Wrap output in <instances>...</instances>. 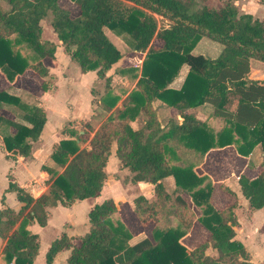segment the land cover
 Returning a JSON list of instances; mask_svg holds the SVG:
<instances>
[{"label": "trees", "instance_id": "obj_1", "mask_svg": "<svg viewBox=\"0 0 264 264\" xmlns=\"http://www.w3.org/2000/svg\"><path fill=\"white\" fill-rule=\"evenodd\" d=\"M58 1L0 0V72L10 83L26 70L40 78H51L43 59L54 60L56 44L42 37L41 25L51 14L53 33L80 73L95 72L97 79L105 81L97 103L109 115L86 147L83 144L87 140L74 131L54 146L50 158L61 170L41 166L52 182L38 198H32L9 177L7 190L15 192L22 205L13 211L1 199L2 263L33 264L38 236L28 226L33 221L45 226L48 208L96 198L115 145L120 168L132 173L130 182L153 186L151 199L138 196L133 200L139 223H152L151 239L129 244L130 230L117 216L114 201L106 199L89 210V229L83 236L62 234L52 241L45 264H52L65 250L69 251L66 264H254L244 245L235 239L239 226L236 202L216 209L211 203L210 180L198 176L194 168L209 150L230 145L237 154L250 157L248 166H252L251 157L259 148L260 172L252 179L240 175L238 185L248 211L264 209V79L249 77L251 61L264 64V18L240 13L233 0L199 8L195 0H69L78 8L77 17H71ZM259 3L264 4V0ZM157 17L166 24L159 26ZM105 29L114 36H125L133 55L144 54L140 68H126L121 63L116 69V74L130 73L135 81L121 108L117 106L121 97L111 90L107 73L123 55ZM202 37L222 45L215 59L191 53ZM182 65L188 66L182 86L169 88ZM41 87L50 89L45 81ZM154 100L178 111L180 123L172 122L167 130L161 128L152 106ZM0 103L23 113L22 121H16L0 111L6 156L27 159L46 123V113L5 90L0 91ZM204 104L211 105V115L222 120L218 131L187 112ZM137 118H142L143 124L133 129L129 122ZM170 176L174 195L164 185ZM219 188L236 199L227 186ZM185 196L199 211L198 216ZM195 221L208 237L187 250L180 240ZM207 249L215 250L216 256L206 254Z\"/></svg>", "mask_w": 264, "mask_h": 264}, {"label": "crops", "instance_id": "obj_2", "mask_svg": "<svg viewBox=\"0 0 264 264\" xmlns=\"http://www.w3.org/2000/svg\"><path fill=\"white\" fill-rule=\"evenodd\" d=\"M238 1L239 0H237L236 3ZM242 1L244 2V0ZM255 2L259 3V0H255ZM241 6L245 7L246 9L245 10L243 9V7H241L240 8L242 11L241 13L249 14L248 13L249 8L247 7L249 5H245V6L241 5ZM259 6L261 7L259 8ZM257 7L259 12L261 13L259 15H253V14L250 15L258 19L264 18V4L259 3L257 4ZM54 35L50 32L49 37L47 38L49 39L51 38V40L46 39V37L44 36V29L42 27V37L45 40L55 43L56 52H57L59 48L57 46V40H55ZM157 45H160V42H158ZM222 48L223 47L221 44L209 40L206 37H202L195 45L191 53L200 54L207 58L215 59L221 53ZM56 52H55V62L53 63V65L51 64V62H50L51 65L48 64L47 60L43 59V63L48 69V75L51 77L50 79L52 82L51 88L47 91H44L41 87L42 83L45 81V78H40L31 70H26L22 75L16 77L13 83L8 82L7 79L4 77V75L0 72V91L5 90L8 94L18 97L22 102L26 104L34 105L36 107L42 108L46 113V123L42 129L39 139L36 142L32 143L31 155L27 159L13 160L12 158L7 157L6 151L2 143V134L0 133V159L5 164V166L7 165V167H5L3 171L0 173V179H1L0 208L3 207V204L1 203L2 198L4 199L3 200L4 205L13 211H18L22 205L17 200L15 192L7 190L9 177H11L17 185H19L21 188L27 191L32 198H38L40 195L46 193L52 180L50 179L49 176H47V178L46 176H43L45 173L41 171L40 169L41 166H45V164H48L49 166H46L48 168L57 171L61 170L50 158V154L54 146L58 144L60 140L70 138L69 133L71 131H74L80 135H83V137L87 140L85 144H83V147H86L93 132L109 115V113L105 112L99 107L97 101L95 102L96 106H94V108L99 109L98 111H95L93 105L91 104L93 103V96H91V87L94 83L99 82V79H97L95 72H87L82 74L80 73L79 68L73 67L74 76L71 75L69 72L66 73L63 70V66H62L63 62L58 60L59 56L56 54ZM136 57L138 62L135 65V67L140 68L144 54H142L140 58L138 57V55H136ZM73 65L74 64L72 62V66ZM120 65H121L120 62H118L113 67L118 68L120 67ZM56 70H58L59 73H57ZM249 70H250L249 77L251 79H264L263 63L257 61H251L249 64ZM187 72H188V66L182 65V67L179 70L178 76L169 85V88L174 90L180 89ZM108 73L107 75L110 76V74ZM115 76L118 79H120V83L122 84H124V82H127L128 80V74H124V75L116 74ZM58 79L61 81L60 85L56 84ZM77 80L80 82L86 81L88 84V87L86 89V93H87L86 105L80 110V107L71 105L67 101H64L63 98V100L61 101L64 104V106H66V108L64 107L55 108V110H53L52 112L53 115L50 116L49 113L47 112V109L45 108L44 99L47 97L53 99L55 92H57V87L59 88L61 85H64L65 89L69 90L71 87L70 85L73 84V81L75 82ZM134 86H135V81H133L131 87L128 90L119 88L118 91L113 86L110 85L113 93L116 95H120L121 97V100L117 105L118 107L121 108L122 100L126 98L127 94L131 91V89ZM123 90H125V93H122ZM63 93L64 96H66V91H64ZM103 93L104 92L100 94L99 98L103 95ZM99 98H97L96 100H98ZM152 106L157 114L158 122L161 125V128H163L164 130H167L172 122L175 125L180 123V116L178 111L174 109H170L164 103L158 100H154L152 102ZM0 111L3 115H5L6 117L12 120L22 121L23 113L15 106L5 103H0ZM100 112L105 114V116L102 119V122L97 127L90 126V122L92 120H95L94 117ZM187 112L193 114L195 118H197L198 120L202 122H206L208 126L214 131H218L222 127V120L213 117L211 115L212 106L209 104H204L199 107L189 109ZM169 120L171 121L169 122ZM79 122H83L84 126L86 127L84 126L82 127L79 124ZM129 124L133 129H138L143 124V120L142 118H137L134 121L129 122ZM87 126H90L88 128L89 130L87 129ZM90 128H92L93 131L90 133L89 137H85V133L86 132L89 133L91 130ZM48 133L50 135H48ZM44 147H47L50 152L46 156L45 160H39L40 165L39 168H37L39 170L38 171L39 173L36 174L35 171L33 172L34 169L30 166L31 164L30 162L32 161V158L39 159L41 157V154H39V152L40 151L43 152L42 149ZM114 151H115V145H113L111 149V154L108 158L105 167V172L107 177L101 191L103 190V194L105 193L104 196H107L106 199H112L116 204L118 211L117 216L128 227V229L132 234V238L129 241V244L132 245L137 243L143 238L151 239L152 223H148L146 226H142L137 221V218L135 217L134 213L131 212L130 208L132 207V211H133V200L138 196H143L146 199H151L153 196V186L151 184L143 183V182L132 184L130 182L132 173L129 172L127 169L120 168L119 163L114 155ZM249 160L250 157H243L237 154L234 147L230 145L219 149L209 150L203 157V160L194 168V171L198 176H206L210 180L213 186V191L211 194V203L216 209L220 210L234 202L232 200L230 201L228 199L229 196L225 195L219 190L220 185H225L231 191H233L236 196L235 200H237L240 205H243V208L245 207V209H247V200H245L242 197L239 191L238 177L240 175H244L247 178L252 179L255 178L261 170L257 158H255V161H253L252 166H248ZM115 170L117 171V176H120V178H122L127 174L129 175L126 186H122L121 183H119V181H117L114 177L110 175L113 174L114 176ZM9 171L13 173L12 176L14 178L11 176V174L8 173ZM41 180L48 181V183L44 186H41L39 185L40 184L39 182ZM164 185L168 193L172 195L175 194L174 180L171 176L167 177L164 180ZM120 186L122 187L121 189L126 190L123 199L125 200V202H127V207L123 206L122 210L119 205L120 201L117 200L118 197L116 199L108 197L110 196L108 192L110 188L119 189ZM131 189L134 191V193L133 195H128ZM89 199H95V198H89ZM89 199L75 201L69 207H63L58 204L55 207L48 208L47 209L48 218L45 226L43 227L39 226L35 221L31 222V224L28 226L27 229L31 233L36 234L38 236V253L33 261V264H45V254L50 244L55 239L59 238L62 234L66 235L67 237H80L83 236L88 231L89 210L95 204L101 203L102 201L106 200V199L100 200L98 198L97 200H93V201L90 200L91 202L88 203L87 205H83V204L79 205L80 203H85V201ZM193 208L196 209L195 207L192 206V209ZM256 212L257 213L260 212L262 215L264 214V209L250 212L249 219L247 220L248 222L252 220V217ZM86 214H87V219H86ZM238 223L242 225V223L239 222V220ZM263 224L264 222L262 223V225ZM241 227L243 228V225ZM48 234H50V237L48 238V241L44 244V247L42 248L40 244L43 238H45ZM207 237H208V232L197 222H194L189 233L186 236H184L180 240V242L187 248V250H192L196 245H198ZM235 239L239 240L242 243V240L238 236L237 230L235 233ZM259 243L262 245V242ZM4 244L5 241L0 238V255ZM248 252L250 254V257H253L252 252L251 251ZM68 255H69L68 250L58 253L53 258L52 264H66V259ZM209 255L216 256V251L212 250V252ZM251 261L253 262V260ZM0 264H4L2 263L1 259H0Z\"/></svg>", "mask_w": 264, "mask_h": 264}, {"label": "rangeland", "instance_id": "obj_3", "mask_svg": "<svg viewBox=\"0 0 264 264\" xmlns=\"http://www.w3.org/2000/svg\"><path fill=\"white\" fill-rule=\"evenodd\" d=\"M233 1L235 2L236 6L238 7V10L240 13L242 12L240 8L243 7L241 5H244V6L249 5V6H247L249 8V10H248L249 14L259 15L261 13V12H259L258 7H257V4H259V3L255 2V0H246V1L244 0V2L242 0H239L237 3H236L237 0H233ZM195 2H196L197 8L204 6V5L217 7V6L223 5L224 0H195ZM1 4L4 8H7V5L4 2H1ZM58 4L60 7L69 10L71 17H77L79 15L78 8L73 3H71L69 0H59ZM260 7L261 6H259V8ZM243 9H245V7H243ZM157 18H158L159 26H163L166 24V22L162 21L160 17H157ZM50 19H51V14H48V16L46 18H44L41 22V25L44 29V36L46 37V39H49L47 37H49L50 32L54 35L53 30L50 26ZM104 32L106 33L108 38L122 52L123 59L120 62V64L122 63V65L126 68L135 67L138 60H137L136 54H134V55L132 54L129 45L127 44L126 37L125 36H122V37L114 36V34H112L107 29H105ZM49 40H51V38ZM55 40H57L56 36H55ZM154 43L156 44L155 40H154ZM57 46H58L59 50L56 52V54L59 56L58 60L63 62L62 63L63 70L66 73L69 72L71 75L74 76L73 67L78 68V66L75 63H73L74 65L72 66V62L69 60L68 53L64 50V47L58 43V41H57ZM193 55H198V54H193ZM138 57L140 58V56H138ZM46 60H47L48 64H50V62H51L52 65L55 62V58L53 61H51V59H46ZM116 69H117V67H112L108 73L111 76L110 85L113 86L118 91H119V88L128 90L131 87L134 80L131 78L130 73H127L128 74L127 82H124V84L120 83V79H118L115 76L116 75V73H115ZM56 71H57V73H59L58 70H56ZM45 82H46V86L51 88V86H52L51 79L45 78ZM56 84L60 85L61 81L58 79ZM70 86H71L70 89L66 90L65 86L61 85L59 88L57 87V92H55L53 99H50L49 97L44 99L45 108L47 109V112L49 113L50 116L53 115L52 112H53V110H55V108H60V107L66 108V106H64V104L61 101V100H63V98H64V101H67L71 105H73V106L75 105L76 107H80V110H81V108H83L86 105V99H87L86 89L88 87L87 82L86 81L80 82L77 80L75 82L73 81V84H71ZM104 88H105V81L103 79H99V82L94 83L92 85L91 96H93V103H91V104L93 105V108H94V106H96V103H95L97 101L96 99L99 98L100 94L104 91ZM64 91H66V96H64V93H63ZM67 102H65V103H67ZM94 110L98 111L99 109L94 108ZM104 116H105V114H103L102 112L97 114L94 117L95 120H92L90 122V126L97 127L102 122V119ZM79 124L82 127L84 126L83 122H79ZM90 126H87V129ZM84 127H86V126H84ZM90 129L91 130L89 133L85 131L86 132L85 137L90 136V133L93 131L92 128H90ZM48 135H50V134L48 133ZM42 150H43V152H41V151L39 152V154H41V157L39 159L32 158V161L30 162L31 163L30 166L34 169L33 172L35 171L36 174L39 173L38 172L39 170L37 169V168H39V165H40L39 160H45L46 156L50 152L47 147H44ZM255 158L258 159V163H259V167H260V161L262 160V156L260 154L259 148L255 149V151L251 157V159L253 161H255ZM45 166H49V165L45 164ZM5 167H7V165L5 166V164L0 159V173L3 171V169ZM8 173L11 174V176L13 175V173L11 171H9ZM110 175L112 177H114L117 181H119V183H121L122 186H126V183L128 182V176H129L128 174L123 176L122 178H120V176H117V171L115 170L114 176H113V174H110ZM43 176H46V178H47L46 174H44ZM0 183H1V179H0ZM39 183H40L39 185L44 186L48 183V181H45V180L42 181L41 180ZM121 188H122L121 186L119 189L110 188L108 191L110 196H108V197L114 198V199H116L118 197L117 200L120 201L119 205H120V208L122 210L123 206L127 207V202H125V200L123 199L125 196L126 190L121 189ZM219 190L222 193H224L220 188H219ZM133 193H134V191L131 189V191L128 193V195H133ZM224 194L227 195L226 193H224ZM104 195H105V193L103 194V190H102L101 193L95 199L86 200L85 203H80L79 205H82V204L87 205L91 201L97 200L98 198L100 200L106 199L107 196H104ZM185 198L190 203V199L187 196H185ZM228 199L230 201L232 200V201L236 202V204H237L235 214H236L237 221L239 220V222L242 223L243 228L241 227L242 225L239 224L240 227L238 226V228L236 230H237L238 236L242 240V243H243L245 249L247 251L252 252L253 257H251V260H253V262L255 264H264V225H262V223L264 222V214L261 215L260 212H258V213L256 212L253 215L252 220L250 222H248L247 220L249 219L250 211L245 209V207L243 208V205H240L239 202L237 200L233 199L231 196H229ZM81 209H83V208H81ZM130 210L133 213L132 207L130 208ZM193 210L195 211L194 212L195 215L198 216L197 214H199V211L194 209V208H193ZM86 219H87V214H86ZM49 237H50V234H48L45 238H43V240L40 244V246L42 248L44 247V244L48 241ZM259 242H262V245ZM211 252H212V250H210V249L206 250V254L207 253L210 254Z\"/></svg>", "mask_w": 264, "mask_h": 264}, {"label": "built area", "instance_id": "obj_4", "mask_svg": "<svg viewBox=\"0 0 264 264\" xmlns=\"http://www.w3.org/2000/svg\"><path fill=\"white\" fill-rule=\"evenodd\" d=\"M158 19V18H157Z\"/></svg>", "mask_w": 264, "mask_h": 264}]
</instances>
